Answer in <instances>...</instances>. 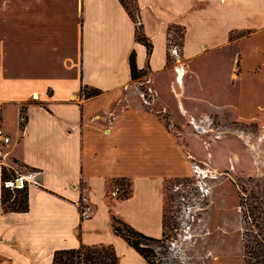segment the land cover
Here are the masks:
<instances>
[{
  "label": "crops",
  "instance_id": "0c3cea01",
  "mask_svg": "<svg viewBox=\"0 0 264 264\" xmlns=\"http://www.w3.org/2000/svg\"><path fill=\"white\" fill-rule=\"evenodd\" d=\"M136 7L137 21L120 0H0V126L12 139L0 155V264H53L58 251L101 244L120 264H149L113 216L161 238L164 182L192 175L193 160L264 175V0ZM171 28L183 31L175 65ZM133 52L149 100L132 78ZM86 88L102 93L86 98ZM226 124L258 133L242 142ZM4 169L37 173L26 212L4 210ZM118 180L132 184L124 200ZM82 197L94 208L86 220Z\"/></svg>",
  "mask_w": 264,
  "mask_h": 264
},
{
  "label": "rangeland",
  "instance_id": "374dc122",
  "mask_svg": "<svg viewBox=\"0 0 264 264\" xmlns=\"http://www.w3.org/2000/svg\"><path fill=\"white\" fill-rule=\"evenodd\" d=\"M125 1L137 21L134 0ZM170 31L171 38L181 46L178 28ZM169 56L170 65H175L176 58ZM136 80L140 86L144 83L140 89L146 100L151 99L146 80L142 77ZM88 92L84 89V96ZM162 120L172 127L167 115ZM226 126L234 130L229 132L231 136L242 142L244 137L249 139L246 135L252 137L258 133L254 124ZM172 132L178 134L175 129ZM194 132L201 134L198 130ZM205 134L208 132L202 135ZM193 161L198 169L192 175L167 178L164 182L165 238L162 236L154 245L158 252L156 264H253L257 261L256 264H264V253L259 259L252 254L257 243L264 245V175H250L238 165L235 171H215L204 162ZM15 177L8 171L5 179ZM113 186L118 200L132 193L128 180H118ZM8 190L6 195L9 193L11 201L22 198L17 189Z\"/></svg>",
  "mask_w": 264,
  "mask_h": 264
},
{
  "label": "trees",
  "instance_id": "16d2710c",
  "mask_svg": "<svg viewBox=\"0 0 264 264\" xmlns=\"http://www.w3.org/2000/svg\"><path fill=\"white\" fill-rule=\"evenodd\" d=\"M121 3L124 5L130 16L135 19L134 12L129 7L128 3L125 0H120ZM135 2V10L137 12L136 7V0ZM180 31V39L183 37L182 29ZM172 36V33L171 35ZM137 41L143 43L148 52L151 53L152 51V44L148 40V38L141 32L140 27H138L136 32ZM130 68H131V75L134 80L141 78L144 73L140 71L136 64V54L133 52L130 55ZM88 93H86V98H93L100 95L102 92L98 89H89ZM82 93H84V89H82ZM27 119L23 116L21 126L24 127ZM8 170H3V192H2V206L6 211H13V212H26L28 210V185H25L23 188L17 189L18 192L22 194V198H17L11 201V196L9 191L5 186V183L13 179H5L6 173ZM7 189V190H6ZM128 198V197H126ZM113 229L115 233L126 240V242L133 247L138 253H140L145 260L149 264H156V258H158V252L154 247L155 243L160 242L162 239L154 238L148 236L135 228H133L128 223L124 222L123 220L116 218L113 216ZM163 238H165V233L163 234ZM251 252V251H250ZM249 253V251H247ZM264 253V245L261 243H257L255 247L252 248V254L255 258L259 259V256L263 255ZM258 262V261H257ZM256 262V263H257ZM264 263V261H262ZM253 263V264H256ZM53 264H120L119 257L117 255L116 249L113 245H82L78 249H70V250H61L55 253Z\"/></svg>",
  "mask_w": 264,
  "mask_h": 264
},
{
  "label": "built area",
  "instance_id": "2783aa9c",
  "mask_svg": "<svg viewBox=\"0 0 264 264\" xmlns=\"http://www.w3.org/2000/svg\"><path fill=\"white\" fill-rule=\"evenodd\" d=\"M168 49L169 54L174 57H179V49L180 46L175 42V39H172L170 36L168 42ZM12 139L10 135L6 132V130L0 126V155H2L3 148L8 146L11 143ZM198 169V166L196 167ZM39 185L37 181V173L36 172H28L24 175H17L15 180H10L5 183L7 188L12 189H20L23 188L25 185ZM78 207L80 211V217L82 220H86L92 217L94 213V208L91 202L88 200L87 197H82L78 202Z\"/></svg>",
  "mask_w": 264,
  "mask_h": 264
}]
</instances>
